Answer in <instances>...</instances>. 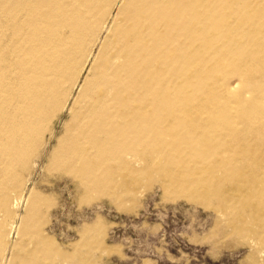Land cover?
Listing matches in <instances>:
<instances>
[{
	"label": "bare ground",
	"instance_id": "6f19581e",
	"mask_svg": "<svg viewBox=\"0 0 264 264\" xmlns=\"http://www.w3.org/2000/svg\"><path fill=\"white\" fill-rule=\"evenodd\" d=\"M52 141L49 168L86 199H121L158 175L176 197L228 205L251 250L244 264H255L264 258V0H0L1 264L55 257L52 240L32 237L40 233L12 207L37 209L27 189ZM246 194L243 209L233 204Z\"/></svg>",
	"mask_w": 264,
	"mask_h": 264
},
{
	"label": "rangeland",
	"instance_id": "374dc122",
	"mask_svg": "<svg viewBox=\"0 0 264 264\" xmlns=\"http://www.w3.org/2000/svg\"><path fill=\"white\" fill-rule=\"evenodd\" d=\"M238 84L237 79L230 82L231 87ZM67 117L64 112L57 125L58 137ZM55 146L52 141L31 176L29 172L25 175L33 176L27 196L35 188L34 194L41 198L37 211H32L31 203L28 207L26 202L12 206L17 222L26 216L24 226L40 233L32 237L42 235L54 243V259H44L42 264H244L251 254L247 241L232 230L234 210L228 205L221 207L218 200L205 201L193 195L176 197L164 190L158 175L154 185L147 180L131 183L130 194L121 199L118 192L86 199L83 188L49 168ZM135 194L138 200L134 203L131 198ZM14 195L12 205L18 197ZM248 195L235 196L233 204L243 209ZM94 228L97 230L91 231ZM57 252L71 255V260ZM254 258L255 264H263L264 258L258 254Z\"/></svg>",
	"mask_w": 264,
	"mask_h": 264
}]
</instances>
